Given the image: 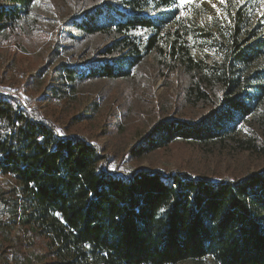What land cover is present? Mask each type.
Returning a JSON list of instances; mask_svg holds the SVG:
<instances>
[{
  "label": "trees",
  "instance_id": "1",
  "mask_svg": "<svg viewBox=\"0 0 264 264\" xmlns=\"http://www.w3.org/2000/svg\"><path fill=\"white\" fill-rule=\"evenodd\" d=\"M150 1L164 8L177 0H125L131 16L117 18L100 8L74 20L79 33L110 39L83 70L61 65L51 93L66 97L65 86L85 77L127 79L150 52L162 48L166 23L141 13ZM34 3L0 0V41L14 33ZM249 34L238 41L236 29L227 54L229 73L220 77L219 104L199 120L157 122L131 148L133 157L178 139L217 141L252 114L256 85L238 71L264 55V39L249 43ZM173 53L195 65L185 46ZM194 91L199 99L208 97ZM102 160L85 138L58 137L20 100L0 93V180H5L0 205L9 210L0 219L5 258L0 264H19L17 256L29 261L28 250L37 252V264H178L207 256L216 264H264V170L226 180L150 170L124 176L105 170Z\"/></svg>",
  "mask_w": 264,
  "mask_h": 264
},
{
  "label": "rangeland",
  "instance_id": "2",
  "mask_svg": "<svg viewBox=\"0 0 264 264\" xmlns=\"http://www.w3.org/2000/svg\"><path fill=\"white\" fill-rule=\"evenodd\" d=\"M123 1L35 0L14 33L0 41V93L20 100L58 137L85 138L99 149L103 168L111 173L185 172L226 180L264 170V79L255 76H264V55L238 71L242 79H252L256 94L251 93L258 99L252 114L234 132L208 143L178 139L140 158L130 154L157 122L199 120L219 104L220 77L229 73L227 54L236 29L238 41L249 33L253 35L249 43L264 39V0H177L164 8L150 1L141 13L166 23L162 48L150 52L127 79L85 77L65 86L66 97L51 93L61 65H80L83 70L110 39L104 34L83 35L73 21L100 8L110 15L115 12L117 18L133 15ZM106 19L104 13L98 21ZM183 46L195 65H187L180 53H173ZM194 89L208 97L199 99ZM8 216L9 210L1 204L0 219ZM27 253L29 261L17 256L16 263L37 264V252ZM4 259L1 255L0 263ZM178 264L216 262L207 256Z\"/></svg>",
  "mask_w": 264,
  "mask_h": 264
},
{
  "label": "snow or ice",
  "instance_id": "3",
  "mask_svg": "<svg viewBox=\"0 0 264 264\" xmlns=\"http://www.w3.org/2000/svg\"><path fill=\"white\" fill-rule=\"evenodd\" d=\"M221 2H223V0H221Z\"/></svg>",
  "mask_w": 264,
  "mask_h": 264
}]
</instances>
